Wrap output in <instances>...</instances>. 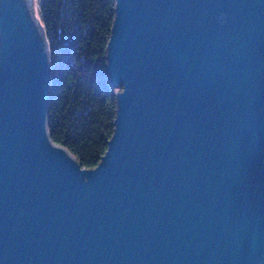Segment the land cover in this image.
<instances>
[{
    "label": "water",
    "instance_id": "water-1",
    "mask_svg": "<svg viewBox=\"0 0 264 264\" xmlns=\"http://www.w3.org/2000/svg\"><path fill=\"white\" fill-rule=\"evenodd\" d=\"M106 73L85 168L36 1L0 0V264H264V0H116Z\"/></svg>",
    "mask_w": 264,
    "mask_h": 264
},
{
    "label": "trees",
    "instance_id": "trees-1",
    "mask_svg": "<svg viewBox=\"0 0 264 264\" xmlns=\"http://www.w3.org/2000/svg\"><path fill=\"white\" fill-rule=\"evenodd\" d=\"M116 0H39L50 54L48 107L52 141L85 168L108 148L117 113L115 87L106 73Z\"/></svg>",
    "mask_w": 264,
    "mask_h": 264
},
{
    "label": "rangeland",
    "instance_id": "rangeland-1",
    "mask_svg": "<svg viewBox=\"0 0 264 264\" xmlns=\"http://www.w3.org/2000/svg\"><path fill=\"white\" fill-rule=\"evenodd\" d=\"M36 1V4H37V7H38V4H39V0H35Z\"/></svg>",
    "mask_w": 264,
    "mask_h": 264
}]
</instances>
